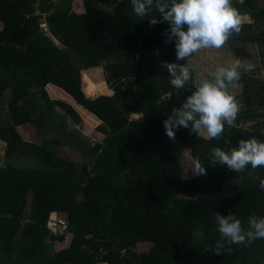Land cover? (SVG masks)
I'll return each instance as SVG.
<instances>
[{
  "label": "trees",
  "instance_id": "trees-1",
  "mask_svg": "<svg viewBox=\"0 0 264 264\" xmlns=\"http://www.w3.org/2000/svg\"><path fill=\"white\" fill-rule=\"evenodd\" d=\"M156 3L137 17L131 0H0V264H264V238L231 243L216 221L234 215L247 232L250 217H264V166L235 172L212 156L241 140L264 142V79L240 76L235 126L224 122L219 138L189 122L170 140L162 122L200 84L189 68L183 88L170 83L164 65L188 64ZM232 6L251 22L226 44L254 45L264 57V0ZM53 90L75 106L50 100ZM78 110L98 121L92 138L75 127ZM21 125L41 141L22 138ZM62 145L80 161L60 155ZM185 149L206 175L184 173ZM52 212L67 223L55 235L46 227ZM67 233L68 246L54 250ZM139 242L151 246L136 252Z\"/></svg>",
  "mask_w": 264,
  "mask_h": 264
},
{
  "label": "clouds",
  "instance_id": "clouds-1",
  "mask_svg": "<svg viewBox=\"0 0 264 264\" xmlns=\"http://www.w3.org/2000/svg\"><path fill=\"white\" fill-rule=\"evenodd\" d=\"M243 2L244 0H239V3ZM131 4L134 14L137 17H144L152 8L153 0H131ZM155 7L163 20L170 25V33L176 38V56L180 60L203 48H221L231 32L238 33L245 21L239 10L232 6V0H172L171 6L157 0ZM157 22L155 18L150 21L153 25ZM164 66L172 77L170 83L177 89L183 88L190 78L189 69L174 63ZM240 67H242L240 61L236 60L230 67H220L216 70L215 82L202 81L186 102L180 108L174 109L173 114L162 122L167 137L175 140V129L188 128L189 122L194 132L202 130L205 132V139L219 138L224 131V122L230 127L235 126L240 109L234 97L227 91L226 82L231 84L239 80L240 74L237 69ZM248 67L251 68L252 65ZM96 70L100 68L89 71ZM212 156L214 162L224 164L235 172H243L248 165L255 169L264 166V142H258L255 138L241 140L239 146L230 153L218 147L213 148ZM193 171L197 175H206L198 159L194 161ZM260 187L264 188V180L261 181ZM58 214L60 213L52 212L46 221L47 229L54 235L57 233L50 229L48 220ZM216 221L221 236L228 238L231 243L241 244L246 238L250 243L264 238V217L260 219L250 217L251 230L247 232L242 231L241 221L234 215L224 217L217 214Z\"/></svg>",
  "mask_w": 264,
  "mask_h": 264
},
{
  "label": "rangeland",
  "instance_id": "rangeland-1",
  "mask_svg": "<svg viewBox=\"0 0 264 264\" xmlns=\"http://www.w3.org/2000/svg\"><path fill=\"white\" fill-rule=\"evenodd\" d=\"M245 17V16H244ZM245 22H251V20L248 17H245ZM44 31H46V26L43 24L41 26ZM56 43V42H55ZM260 50L257 49L256 46L251 44H245V45H236L235 48H230L226 43L219 49L216 48H203L198 50L195 53L190 54V56L185 58V61L187 62L188 66L191 71L194 72V80L195 84L199 85L204 80H208L210 82H215V73L216 70L220 67H230L231 64L239 60L242 67L238 68L237 71L239 72L240 76H242L244 73L246 74H252L254 73L255 76L263 81L264 79V68L262 61H264V57L260 56ZM248 65H252L251 68L248 67ZM90 78L93 81L100 80L102 78V71L96 70V71H90L88 72ZM103 79V78H102ZM233 81L231 86V92L236 96L234 98L235 102L238 104L239 108L242 105V98H241V83ZM53 95L49 94L50 100H62L66 103H69L73 106H75L74 102L70 101L67 98L59 97L60 93L56 90L52 91ZM239 96V98H238ZM0 112L5 110V105L1 106ZM80 117H81V123L77 127L80 131L79 133L82 135H87L88 137L92 138V134L95 135L96 133V126L98 125V121L91 117L86 111L78 110ZM137 114H132L131 118H136ZM69 127H73V123L70 122ZM18 131L21 134V137L29 140L34 141L36 143H39L41 141V137L36 133V130L34 127L29 125L19 126ZM202 136H205V132L202 130L199 132ZM4 151H5V143L0 141V167H3L5 162L4 157ZM58 153L64 157H67L75 162H79L78 156L72 152V150L66 146L62 145L57 149ZM183 171L185 174H193V166L194 161L191 158L190 151L188 149L184 150L183 153ZM60 215V214H58ZM61 216V215H60ZM64 216V215H63ZM196 234H199V232H196ZM71 235L67 233L65 235V238L63 241H55L53 243V249L59 250L66 246L71 241ZM198 238V236H197ZM151 246L150 242H139L136 244L135 251L136 252H144L147 251ZM101 254V251H99Z\"/></svg>",
  "mask_w": 264,
  "mask_h": 264
},
{
  "label": "built area",
  "instance_id": "built-area-1",
  "mask_svg": "<svg viewBox=\"0 0 264 264\" xmlns=\"http://www.w3.org/2000/svg\"><path fill=\"white\" fill-rule=\"evenodd\" d=\"M48 226L54 233H61L67 226L63 216H51L48 220Z\"/></svg>",
  "mask_w": 264,
  "mask_h": 264
},
{
  "label": "crops",
  "instance_id": "crops-1",
  "mask_svg": "<svg viewBox=\"0 0 264 264\" xmlns=\"http://www.w3.org/2000/svg\"><path fill=\"white\" fill-rule=\"evenodd\" d=\"M245 17H248L249 18V16H247V15H245ZM245 23H249V22H245Z\"/></svg>",
  "mask_w": 264,
  "mask_h": 264
}]
</instances>
